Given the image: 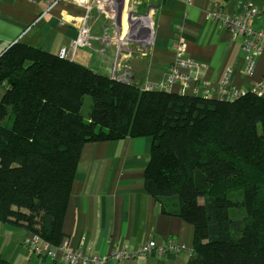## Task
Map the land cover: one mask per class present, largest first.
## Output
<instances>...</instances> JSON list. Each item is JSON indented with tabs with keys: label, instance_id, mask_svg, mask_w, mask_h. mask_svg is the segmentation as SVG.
<instances>
[{
	"label": "trees",
	"instance_id": "16d2710c",
	"mask_svg": "<svg viewBox=\"0 0 264 264\" xmlns=\"http://www.w3.org/2000/svg\"><path fill=\"white\" fill-rule=\"evenodd\" d=\"M0 83V223L60 245L83 145L150 137L144 188L193 227L188 264H264V96L142 90L19 43Z\"/></svg>",
	"mask_w": 264,
	"mask_h": 264
},
{
	"label": "crops",
	"instance_id": "0c3cea01",
	"mask_svg": "<svg viewBox=\"0 0 264 264\" xmlns=\"http://www.w3.org/2000/svg\"><path fill=\"white\" fill-rule=\"evenodd\" d=\"M52 1L0 0V55L14 43L55 55L65 47L68 57L72 56L69 59L109 76L114 45L103 38V33L111 25V18L96 7L88 10L78 0H59L54 4ZM136 1H140L139 12L152 11L154 41L146 56L120 59L121 66L129 69L132 83L164 80L175 60L178 40L185 42L186 57L200 65L189 69L193 81L184 94L202 96L204 90H209L213 98H218L228 69L231 70L229 85L242 92L251 91L255 83L264 80V50L254 58L249 74L240 38H232L219 19L208 15L217 2L231 8L239 0ZM248 1L262 11L253 20V28H264V0ZM81 19L88 27L91 46L72 51L70 42L79 33ZM178 87L174 85V89ZM5 90L6 86L0 83V100ZM150 146V137H125L83 145L61 226L62 244L68 250L109 255L119 249L137 251L154 240L155 247L149 254L136 253L107 264H188L193 254V227L162 212V205L168 204V200L161 203L144 188ZM1 224L0 255L11 264H65L59 250L52 258L28 254L23 240L29 233ZM168 238H173L183 249L159 252L157 247L163 246Z\"/></svg>",
	"mask_w": 264,
	"mask_h": 264
},
{
	"label": "built area",
	"instance_id": "2783aa9c",
	"mask_svg": "<svg viewBox=\"0 0 264 264\" xmlns=\"http://www.w3.org/2000/svg\"><path fill=\"white\" fill-rule=\"evenodd\" d=\"M59 0H53L56 3ZM85 3L89 8L96 7L100 13L111 18L112 23L108 29L104 30L103 38L113 43L114 59L109 77L122 82H131V73L127 67L121 66L122 57H132L135 55H147L148 48L153 44V21L152 11L139 12L138 2L131 0H78ZM261 14V10L248 0H239L231 8L225 7L220 2L215 3L214 9L208 14L211 19H219L221 25L231 34L232 38H240V46L244 52V62L246 69L251 74L254 58L264 50V28L254 29L252 22ZM87 18V15H86ZM88 27L82 19L77 37L70 42L72 51L77 47H90ZM175 60L169 67L165 79L152 83L145 81L139 85L142 90H166L176 93H184L189 87L193 78L190 77L189 69L197 68L200 65L194 63L186 57L185 42L178 40L175 44ZM72 54V53H71ZM59 58L68 57V49L63 47L58 52ZM72 60V59H70ZM122 67V69H120ZM124 67V68H123ZM228 69L223 79L218 98L222 101H232L240 97L243 93L235 86L229 85ZM179 87L174 89V85ZM257 96H264V80L255 83L251 90ZM202 97L213 98L209 90H204ZM155 247L154 240L141 247L137 251L119 249L109 255L86 254L80 249L68 250L64 244L53 246L42 239L37 234H30L24 240L26 252L32 256L52 258L55 251L61 252L62 261L65 264H107L110 260H121L135 256L136 253L149 254ZM159 252H178L183 247L177 245L173 238H168L163 246L157 247Z\"/></svg>",
	"mask_w": 264,
	"mask_h": 264
},
{
	"label": "rangeland",
	"instance_id": "374dc122",
	"mask_svg": "<svg viewBox=\"0 0 264 264\" xmlns=\"http://www.w3.org/2000/svg\"><path fill=\"white\" fill-rule=\"evenodd\" d=\"M134 1H136V0H131V2H134ZM136 2H140V1H136ZM91 97H90V95H85V96H83V101H82V105H81V108H80V113H81V115H82V117H83V119L84 120H88V116H89V113H90V107H91ZM6 120V119H5ZM1 226H2V224L0 223V233L2 232V229H1ZM30 234H28L27 235V237L29 236ZM26 237V238H27ZM25 238V239H26ZM24 239V240H25ZM24 240H23V246H24ZM49 244H51L50 242H49ZM52 245V244H51ZM35 257H39V256H35ZM42 258H46V257H42ZM122 260V259H121ZM110 261H112V260H110Z\"/></svg>",
	"mask_w": 264,
	"mask_h": 264
},
{
	"label": "water",
	"instance_id": "95a60500",
	"mask_svg": "<svg viewBox=\"0 0 264 264\" xmlns=\"http://www.w3.org/2000/svg\"><path fill=\"white\" fill-rule=\"evenodd\" d=\"M9 83H11V81H9Z\"/></svg>",
	"mask_w": 264,
	"mask_h": 264
}]
</instances>
